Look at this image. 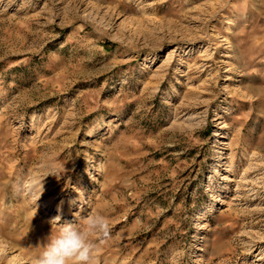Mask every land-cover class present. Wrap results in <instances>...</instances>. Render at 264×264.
<instances>
[{
  "label": "rangeland",
  "instance_id": "obj_1",
  "mask_svg": "<svg viewBox=\"0 0 264 264\" xmlns=\"http://www.w3.org/2000/svg\"><path fill=\"white\" fill-rule=\"evenodd\" d=\"M92 211L95 264H264V0H0V264Z\"/></svg>",
  "mask_w": 264,
  "mask_h": 264
},
{
  "label": "clouds",
  "instance_id": "obj_2",
  "mask_svg": "<svg viewBox=\"0 0 264 264\" xmlns=\"http://www.w3.org/2000/svg\"><path fill=\"white\" fill-rule=\"evenodd\" d=\"M28 190L36 189L37 182L25 185ZM41 192L43 184L40 185ZM59 215L50 219L51 225H58ZM111 239L109 218L97 211L90 212L75 223L65 222L52 234L34 264H95L100 244Z\"/></svg>",
  "mask_w": 264,
  "mask_h": 264
}]
</instances>
